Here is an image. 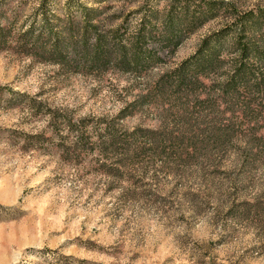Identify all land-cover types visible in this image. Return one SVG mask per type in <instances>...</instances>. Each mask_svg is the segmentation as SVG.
I'll return each instance as SVG.
<instances>
[{"label": "rangeland", "instance_id": "rangeland-1", "mask_svg": "<svg viewBox=\"0 0 264 264\" xmlns=\"http://www.w3.org/2000/svg\"><path fill=\"white\" fill-rule=\"evenodd\" d=\"M218 27L203 26L175 60ZM136 82L0 51V264H264V154L254 164L258 150L247 138L185 162L169 149L140 154L116 176L101 166L116 157L62 155L56 131L65 129L50 110L114 117L135 98ZM122 121L128 129L157 126L147 111Z\"/></svg>", "mask_w": 264, "mask_h": 264}, {"label": "trees", "instance_id": "trees-1", "mask_svg": "<svg viewBox=\"0 0 264 264\" xmlns=\"http://www.w3.org/2000/svg\"><path fill=\"white\" fill-rule=\"evenodd\" d=\"M30 11V14H26ZM218 21L195 51L188 38ZM17 49L69 73L112 71L139 79L114 117L74 119L50 110L63 156L97 153L106 174L133 168L140 154L185 162L198 151L247 138L255 164L264 154V5L243 0H0V51ZM147 111L156 127L122 119ZM44 138V137H42ZM46 138V137H45ZM174 154V155H173ZM207 159V157H205Z\"/></svg>", "mask_w": 264, "mask_h": 264}]
</instances>
